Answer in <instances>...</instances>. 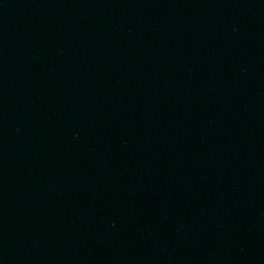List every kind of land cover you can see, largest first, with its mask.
Wrapping results in <instances>:
<instances>
[{"label": "water", "instance_id": "1", "mask_svg": "<svg viewBox=\"0 0 264 264\" xmlns=\"http://www.w3.org/2000/svg\"><path fill=\"white\" fill-rule=\"evenodd\" d=\"M0 264H26L1 205Z\"/></svg>", "mask_w": 264, "mask_h": 264}]
</instances>
